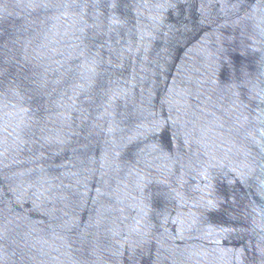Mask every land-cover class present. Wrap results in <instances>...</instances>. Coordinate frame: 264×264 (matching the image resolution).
Wrapping results in <instances>:
<instances>
[{"label":"water","instance_id":"obj_1","mask_svg":"<svg viewBox=\"0 0 264 264\" xmlns=\"http://www.w3.org/2000/svg\"><path fill=\"white\" fill-rule=\"evenodd\" d=\"M0 264H264V0H0Z\"/></svg>","mask_w":264,"mask_h":264}]
</instances>
